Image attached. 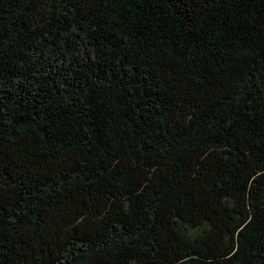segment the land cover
<instances>
[{
	"label": "trees",
	"instance_id": "trees-1",
	"mask_svg": "<svg viewBox=\"0 0 264 264\" xmlns=\"http://www.w3.org/2000/svg\"><path fill=\"white\" fill-rule=\"evenodd\" d=\"M0 264H264V0H0Z\"/></svg>",
	"mask_w": 264,
	"mask_h": 264
}]
</instances>
